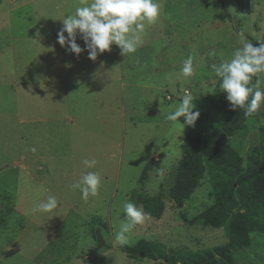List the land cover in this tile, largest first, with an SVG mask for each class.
<instances>
[{
    "label": "rangeland",
    "instance_id": "rangeland-1",
    "mask_svg": "<svg viewBox=\"0 0 264 264\" xmlns=\"http://www.w3.org/2000/svg\"><path fill=\"white\" fill-rule=\"evenodd\" d=\"M90 2L0 0V264H181V260L172 259L174 251L182 256L185 251L213 250L224 245L228 242L224 228L203 226L193 221L216 201L209 168L201 185L182 206L175 203L170 192L179 161L184 155L183 140L216 122L209 109L221 80L212 66L231 60L233 51L240 47L241 32L254 46L264 43V0H251V12L248 14L240 10L235 0H163L162 14L155 23L146 26L143 44L134 54L125 57L120 48L113 45L110 51L99 54L97 60L92 61L77 33V44L85 50L77 57L62 47L66 57L57 59L59 55H52V52L61 45L57 36L52 39L46 33L52 31L57 34L63 27L60 21L63 17L74 13L77 6ZM189 55L194 58V72L185 78L181 76L182 60ZM63 61L68 74L95 75V78H90V83L94 85L95 82L102 88L97 96L108 100L109 105L112 99L111 106L117 112L125 106L131 120L128 118L124 129L134 147L126 148L121 140L118 143L114 140L104 142L105 139L94 135V130L101 124L104 126L100 130H105L110 120L85 122L80 129L91 130L78 131L75 137L78 159H70L66 165H61L64 177L60 176L62 171L60 174L54 171V185L47 184L49 187L43 189L40 185L35 186L33 192L37 197H43L49 190L60 196L59 203L69 214L67 229L72 233L67 237V243H59L56 248L53 247L55 243L48 245L43 239L49 235L35 233L41 230L31 225V215L37 220L42 219L38 218L37 212L31 214V188L34 186L30 180L31 165H15V162H19L21 157L31 161V112H41L42 105L38 102L45 104L47 101L38 96L39 92H46L43 70L45 66L60 65ZM105 68L111 71V76L116 73V94L112 95L107 81L100 79V76H105L102 73ZM33 72H41V77L31 79ZM121 73L126 83L124 94L119 91ZM167 93H174L176 99L166 102ZM184 93H190L195 109L200 112L194 127H184L183 118L182 124L167 120V114L180 102ZM96 109L100 111V107L96 106ZM259 111L258 121L248 118L247 128L232 138L235 149L243 154L244 170L249 168V159L264 168V104ZM148 115L153 117L146 123L143 120ZM88 116L93 115L89 113ZM49 126V129L55 128ZM36 135L37 143L33 145L38 149L40 136L39 133ZM62 136L59 134L61 138L54 139H61L63 145L68 140ZM54 139L49 141L50 137H46L43 149L56 142ZM139 140L145 143L144 148L153 150L162 158L155 162L156 165L153 162L148 165L147 177L140 181L142 171L139 167L143 163L135 154L138 147L135 142ZM147 140L153 143L152 147L146 143ZM99 146L109 148L107 158L102 157ZM121 150L124 151V159L121 165H117ZM85 158L98 161L97 167L90 171H97L102 178L98 195L90 196L88 200L81 198L79 190L69 187L85 170L82 164ZM37 163L40 164L39 161ZM48 164L54 165L44 163L45 166ZM116 167H121L118 183L112 174ZM160 168H163V175L158 170ZM211 174L217 178L216 174ZM232 181L228 179L231 187L220 191L221 199L228 196L232 187H238L239 184ZM233 198L232 213L249 215L248 209L240 203L239 195L234 193ZM64 200H71L72 204L76 202L77 214L70 208L66 210L62 203ZM129 201L142 206L150 214V219L135 226L126 234L127 239L119 242L116 235L122 221L126 220L123 205ZM14 203L23 208L10 213ZM263 214L257 212L253 217L247 216L252 231L249 234L250 247L235 249L231 254V264H264ZM63 241H66V236ZM146 246L155 251L158 259L131 256L123 248L145 250Z\"/></svg>",
    "mask_w": 264,
    "mask_h": 264
},
{
    "label": "clouds",
    "instance_id": "clouds-1",
    "mask_svg": "<svg viewBox=\"0 0 264 264\" xmlns=\"http://www.w3.org/2000/svg\"><path fill=\"white\" fill-rule=\"evenodd\" d=\"M163 11V0H91L75 8L74 13L63 17V27L57 33V42L66 51L77 57L85 50L77 44V33L83 39L88 58L96 61L99 54L108 52L113 45L120 48L125 57L134 54L143 44L142 36L146 26L157 21ZM67 33V37L65 36ZM39 35V33L37 34ZM239 44L230 61H224L212 66L215 75L220 78V88L226 94V99L232 110H243L245 117L258 113L264 104V43L254 46L241 32ZM214 55V53H212ZM194 72V58L189 55L182 60L181 76L191 77ZM255 78V82L253 79ZM162 104V101H161ZM200 117L195 109L193 98L184 93L182 99L167 114V120L194 127ZM32 152L36 151L33 147ZM84 171L77 181L70 184L71 190H79L81 198L88 200L95 197L102 186V178L97 171L95 158H85L82 161ZM163 175V168L158 169ZM60 207L58 199L49 195L46 200L33 205L32 212L52 213ZM126 220L122 221L116 240L124 242L126 234L150 219L142 206L133 202L123 205Z\"/></svg>",
    "mask_w": 264,
    "mask_h": 264
},
{
    "label": "crops",
    "instance_id": "crops-1",
    "mask_svg": "<svg viewBox=\"0 0 264 264\" xmlns=\"http://www.w3.org/2000/svg\"><path fill=\"white\" fill-rule=\"evenodd\" d=\"M46 36H52V39H56L55 36L57 34L55 32L49 31V34L46 33ZM80 41V40H79ZM81 48H85L83 46H80ZM57 50L52 52V55L57 54L59 55L57 59L60 57H66V54L64 50H62V46ZM66 63L63 61L60 65L51 64L49 66H45V69L43 70V76L46 79L45 83V90L46 92H39L38 96L41 97L40 99H44L46 101L45 104L38 102L42 105V111L39 113H32L31 112V148L35 147L34 142L37 138V135L39 133L40 136V148L36 149L35 152L31 151V161L27 162V158L21 157V162H15V165H31V182L34 185L31 188V214L33 205L38 201L46 200L49 195L55 196L58 201H60V196L55 194L54 192L51 193V190L48 192H44L43 197H37V195L34 194V190L36 189L35 186L40 185L41 189L43 187L48 185H54L55 176L53 172H57V174H60L59 172L62 171L61 165H66L68 160L72 159L75 161L78 159V156L76 155L78 153L77 149H75V137H77L78 131H86L91 129H80L82 128L83 124L85 122H91L94 120H110V124L107 126L105 130H100L104 125L101 124L97 127L96 130H94V135L105 139V141H115V143H118L119 140H121L122 145H124L126 148H130L131 146L134 147L133 142H131L128 137L126 130L124 129L126 127V124L128 122V117L126 114L125 106H122L119 111L117 112L111 105L113 100L110 99L111 105L108 104V100L102 99L101 97H98V95L101 94V87H99L97 84L94 85L93 83H90V78H95L96 76L91 75L87 76V73L81 74L78 73V75H71L68 74V70L65 67ZM106 69V68H105ZM105 74V76H100L101 80L107 81L108 88H111V93L116 94L118 90V85L116 84L117 77L111 76V71H108V68L105 70V72H102ZM39 74L37 72H33L31 75V79H35L38 77ZM123 73H121L119 77V91L120 93L123 92L126 87V83L124 80V77L122 76ZM41 75L39 76V78ZM73 77V78H72ZM72 78V80L70 79ZM33 82H31L32 84ZM83 87V88H82ZM155 88V87H154ZM157 89V88H156ZM160 89V88H158ZM88 90V91H87ZM37 90L34 92L36 94ZM168 95L172 96V100L168 101L166 97ZM70 97V99H69ZM92 97V98H90ZM165 99L166 102H173L176 97L171 93H167ZM69 99L68 102H66V99ZM90 98V99H88ZM121 98H124L123 96ZM106 101V102H104ZM61 102V104H59ZM66 102V103H65ZM93 105V106H92ZM89 106H92L91 109H88ZM97 107H100V111L96 109ZM119 108V107H118ZM92 114L93 116H88V114ZM36 114V116H35ZM151 115H148L145 117L146 120H143L144 122L151 121ZM154 120V119H152ZM142 121V122H143ZM54 124V125H53ZM49 125H52L55 128H50ZM36 128V129H33ZM33 129V130H32ZM62 135L64 140H68V142H65L63 145L61 144L62 141L59 139L54 138H61L59 137ZM46 137H50L51 139L55 140L56 142L50 143L48 146L44 147V141ZM52 137V138H51ZM37 143V142H36ZM137 144V148L135 149V154L139 155V160L143 163L141 167V176L139 178V181L141 180V177L145 170H147L148 165H151L153 162L154 165L155 162H159L162 158L159 154L148 150L145 143H143L142 140H139L135 142ZM147 144H149L151 147L153 146V143L146 141ZM67 148H70L69 151H67ZM127 145V146H126ZM37 148V147H36ZM96 149V148H95ZM101 149L102 157L107 158V153L109 151V148L107 146L101 147L99 146V150ZM24 156H26L24 154ZM124 157V151L119 152L117 165H121V162L123 161ZM90 158V154H89ZM153 158V159H152ZM37 161H39V165H37ZM37 163V164H36ZM44 163H54V165H44ZM57 163V164H55ZM75 165V164H73ZM27 168V167H26ZM75 166L72 167L74 169ZM120 168L116 167L112 174L115 176V181L118 183L120 178ZM2 169H0L1 171ZM22 170H25L22 167ZM62 177L65 175L64 171L61 172ZM73 174L76 176V171L73 170ZM56 175V174H55ZM106 178L108 176H105ZM105 178V179H106ZM48 184V185H47ZM49 187V186H48ZM43 191V190H42ZM33 192V193H32ZM42 194V193H41ZM39 194V195H41ZM128 197V195H127ZM38 198V200H37ZM66 210L70 208L73 212L77 214L78 212V206L76 205V202L72 204V201H65L62 202ZM25 206V205H24ZM23 208L21 205L13 204L11 208V212H18ZM25 215L24 213H22ZM38 218H42L41 220H37L35 216L31 215V225L35 227L36 230L41 231H35L37 234H45L49 235V238L43 237L44 240H46V243L50 245L51 243H55L53 247H56L61 244L62 242L67 243V237L70 236L71 231H69L67 228L69 224L68 216L69 214L65 211L64 208L60 207L56 210H54L52 213H39L37 212ZM14 215V214H13ZM66 236V241H63V237ZM35 240H38L35 238ZM38 256V254H37ZM61 264V263H59Z\"/></svg>",
    "mask_w": 264,
    "mask_h": 264
},
{
    "label": "trees",
    "instance_id": "trees-1",
    "mask_svg": "<svg viewBox=\"0 0 264 264\" xmlns=\"http://www.w3.org/2000/svg\"><path fill=\"white\" fill-rule=\"evenodd\" d=\"M235 2L243 13L251 12V0H235ZM254 82L255 78L252 83ZM215 91L209 111L211 110L210 114L215 117L216 122L204 126L196 133L189 134L183 140L184 155L179 161L170 194L175 203L182 206L201 185L209 168L211 173L217 175L216 178L208 172L211 175L210 182L214 185L216 201L193 221L195 224L198 223L203 226L224 228L228 242L216 249L214 248V251L207 249L197 252L185 251L182 256L174 251L172 259L181 260V264H231V254L234 253L235 249L250 247L249 234L252 231L247 216L253 217L257 212L264 213V168L249 159V168L244 170L242 167L243 154L239 153L232 144V138L235 134L247 128L246 121L248 118H255L258 121L261 116L260 111L253 116L245 117L243 110L234 111L231 109L220 84H217ZM166 99L170 101L173 98L168 95ZM147 171L148 168L143 173L141 180L146 179ZM228 179H233L232 183L239 185L237 188L232 187L228 196L221 199L220 191L226 187H231V183L227 182ZM221 181L222 183H220ZM234 193L239 195L240 203H243L248 209L249 215L232 213L231 204L234 200ZM123 248L131 256H141L151 260L158 259L155 251L147 246L145 250L137 247Z\"/></svg>",
    "mask_w": 264,
    "mask_h": 264
},
{
    "label": "built area",
    "instance_id": "built-area-1",
    "mask_svg": "<svg viewBox=\"0 0 264 264\" xmlns=\"http://www.w3.org/2000/svg\"><path fill=\"white\" fill-rule=\"evenodd\" d=\"M186 93H188V92H186ZM168 99H170V98H168Z\"/></svg>",
    "mask_w": 264,
    "mask_h": 264
}]
</instances>
